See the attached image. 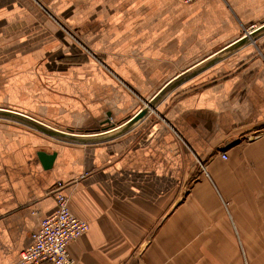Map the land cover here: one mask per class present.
I'll return each instance as SVG.
<instances>
[{
	"label": "crops",
	"instance_id": "0c3cea01",
	"mask_svg": "<svg viewBox=\"0 0 264 264\" xmlns=\"http://www.w3.org/2000/svg\"><path fill=\"white\" fill-rule=\"evenodd\" d=\"M263 23L264 0H0V109L75 134L117 128ZM40 151L56 153L49 169ZM58 184L89 224L74 264H264V35L105 142L0 119V264L55 212Z\"/></svg>",
	"mask_w": 264,
	"mask_h": 264
},
{
	"label": "water",
	"instance_id": "95a60500",
	"mask_svg": "<svg viewBox=\"0 0 264 264\" xmlns=\"http://www.w3.org/2000/svg\"><path fill=\"white\" fill-rule=\"evenodd\" d=\"M264 35V23L260 25L257 29L251 31L240 37L238 40L234 41L228 47L222 49L215 55L202 61L195 67L185 71L184 73L178 75L171 81H169L163 88H161L158 93H156L148 102H145L144 107H142L134 116H132L126 123L117 128L104 129L102 132L86 133V134H75L71 132L61 131L54 127H51L45 123H42L30 116L17 113L10 110L0 109V119L11 121L22 125L28 129H31L45 137L50 139L76 145H89L105 142L114 139L132 129L134 126L143 121L150 113L155 112L156 107L179 85L190 80L206 69L210 68L217 62L228 57L244 46L255 42L260 37ZM108 122V121H105ZM39 161L43 169H49L56 157V153L47 154L43 151L38 153Z\"/></svg>",
	"mask_w": 264,
	"mask_h": 264
},
{
	"label": "built area",
	"instance_id": "2783aa9c",
	"mask_svg": "<svg viewBox=\"0 0 264 264\" xmlns=\"http://www.w3.org/2000/svg\"><path fill=\"white\" fill-rule=\"evenodd\" d=\"M178 1L190 4L194 0ZM221 158L226 160L227 156L222 154ZM61 187L58 184L52 191L56 203L55 212L40 221L39 229L31 236V245L20 253L13 264H74L68 247L88 231L89 224L70 211L69 199L61 192Z\"/></svg>",
	"mask_w": 264,
	"mask_h": 264
},
{
	"label": "rangeland",
	"instance_id": "374dc122",
	"mask_svg": "<svg viewBox=\"0 0 264 264\" xmlns=\"http://www.w3.org/2000/svg\"><path fill=\"white\" fill-rule=\"evenodd\" d=\"M49 126H51V125H49ZM52 127V126H51Z\"/></svg>",
	"mask_w": 264,
	"mask_h": 264
}]
</instances>
